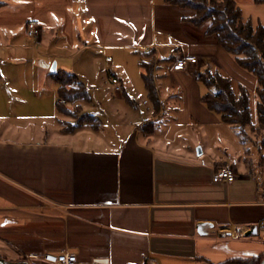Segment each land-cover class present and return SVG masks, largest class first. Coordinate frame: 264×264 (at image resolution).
Segmentation results:
<instances>
[{
    "label": "crops",
    "instance_id": "0c3cea01",
    "mask_svg": "<svg viewBox=\"0 0 264 264\" xmlns=\"http://www.w3.org/2000/svg\"><path fill=\"white\" fill-rule=\"evenodd\" d=\"M193 15L164 0H0V55L5 56L0 65L14 59L24 63L13 66L48 68L45 52L39 51L45 58L40 63L26 57L36 52L33 44L22 42L33 39L27 34L31 24L42 29L35 41L47 35L72 45L79 28L84 31L92 23L97 41L84 47L100 52L139 48L154 59L161 102L156 115L149 99V119L118 140L105 132L102 119L85 112L81 101L76 104L82 113L93 115L98 126L70 129L66 125L71 120H61L50 133L53 124L44 122L49 117L42 113L49 98L41 83H35L31 98L38 107L30 114L22 109L28 105L25 97L12 95L1 74V254L13 258L16 250L29 259L70 252L79 264H144L148 257L157 264H221L264 254V192L256 171L240 167L237 155L228 151L215 154L210 147L206 153L203 147L199 153L174 143L171 135L158 138V128L151 133L144 127L149 121L158 126L173 89L180 92L174 97L180 104L173 107L174 138L181 139V127L196 124L193 120L202 125L222 122L203 104L196 77L175 66L178 52L197 56L201 71L218 70L232 82L237 78L238 87L257 86L255 76L230 57L217 36L207 34L209 23L197 27L185 20ZM47 75L43 86L55 92L51 107L59 114L57 102L64 100L51 72ZM12 100L22 107L12 109ZM229 165L238 171L236 180L215 183L213 175ZM253 228L258 232L247 236Z\"/></svg>",
    "mask_w": 264,
    "mask_h": 264
},
{
    "label": "rangeland",
    "instance_id": "374dc122",
    "mask_svg": "<svg viewBox=\"0 0 264 264\" xmlns=\"http://www.w3.org/2000/svg\"><path fill=\"white\" fill-rule=\"evenodd\" d=\"M236 2L241 9L244 21H250L253 26L261 24L264 27L263 2H256L255 0H236ZM84 27L86 28L84 31H81L79 28V32H81L80 36H77L72 45L61 37L53 41L48 40L47 35H45L43 41L40 42L35 41L37 38L23 40V44H33L36 50V52L34 50L29 51L26 57L31 58L32 63L35 61L40 63L41 60H45V58L39 54V51L45 52L47 54L46 61L48 63V68L45 67V69L41 70L35 67H30V65H28V67L13 66V64H23L24 61L16 63L14 59H9L6 62L7 64L3 66L0 65V67L2 66L0 69V75L2 74L5 78L6 82L4 84L7 86L9 85L12 95H15L16 97L22 95L23 99L25 97L28 105H24L22 109H24V112L30 114H33L35 108L38 107V103H34L31 95L35 90V83L40 82L41 86L39 87L42 90H45L44 95L49 98L45 103V108L42 109V113L46 117H49V119H44V122L47 121L48 123L53 124V129L49 130L50 133L57 127V124H61V120H71L72 123L67 124L66 128L68 127L72 129L80 124L79 118L83 115L81 106L76 103L74 105H69L70 109L76 114L74 119L68 118L70 116L66 117L59 115L55 108L51 107L52 104L50 100H55V92L49 90L46 86H43V84L48 81L47 72H51L53 63L57 62V70L62 69L77 75L84 85H86L92 100L90 102L81 101V103L85 105V112L94 114L102 119L106 127L105 132H110L118 140L124 132L134 130L139 122L147 121L150 117L148 106L151 108V103L141 75L140 66L143 60L148 61L150 59L149 56L139 48H109L100 52L94 47H84V45L92 44L97 41L96 31L94 30L93 24L87 23ZM54 55L57 56L54 57ZM4 57L5 56L0 55V58ZM106 57H110L111 61H108L109 58L106 59ZM232 59L234 60L233 57ZM199 64L200 61L198 66ZM183 70L190 75H194L196 79L198 78V72L201 71L198 69L197 65L193 67L190 66ZM223 72L226 74L224 70ZM112 74L122 78L123 84L120 83V85H118L121 88L120 92L115 90V86L110 80ZM232 79L234 82V88L238 91L239 80L237 78ZM51 84L56 86L53 81ZM200 89L202 96L208 92L206 86L201 83ZM249 91L251 93L250 107L252 109L254 121H256V106L258 98L255 94V88L249 87ZM179 93V89H173V94L175 95L164 100L166 114L162 116L158 122L157 133L159 135L157 134V137L163 139L167 134L171 135V138L173 137L174 139V143L189 145L196 152H199V150L202 151L204 147L206 148V153H209L211 147L215 154H220V150H222L225 153L227 151L229 154L232 153L235 157L237 155L236 159H238L240 167L256 171V175L260 179L261 191L264 192V162L261 161L264 152L263 154L258 153V149L254 145V133H251V136H248L245 142L242 143L241 137L237 135L236 130L224 122H220V124L217 125H202L193 120L191 122L196 123L197 125L192 124L191 126L181 127L183 130L181 134L182 138H174L171 133L173 130L176 132L177 129L176 127H173L175 124L174 116H176V111L175 113L173 112V107H176L177 109L180 105L176 102L177 99L174 97H179ZM63 103L66 104L65 101ZM137 103H139V105H136ZM22 105V102L18 103L12 100L11 108L22 107ZM136 106L138 107L139 112L137 113L139 114L138 118L133 113L137 109ZM2 121L3 120H0V122ZM97 124H99V121L96 123H90L88 128L92 130L93 126H98ZM45 132L46 131H44V133ZM196 139L199 141V144H197ZM248 147L252 148V152L248 153L246 151V148ZM244 158H247V161H245V163H247L246 166L245 163H243ZM259 171L263 175L260 176L258 173ZM236 172L238 176L237 169Z\"/></svg>",
    "mask_w": 264,
    "mask_h": 264
},
{
    "label": "trees",
    "instance_id": "16d2710c",
    "mask_svg": "<svg viewBox=\"0 0 264 264\" xmlns=\"http://www.w3.org/2000/svg\"><path fill=\"white\" fill-rule=\"evenodd\" d=\"M255 1L264 3V0ZM164 2L192 10L194 15L185 20L197 27L209 23L207 34L216 35L220 46L234 58L235 62L255 76L257 80L255 94L258 98L256 121L250 107L251 93L246 87L239 85L236 91L230 77L210 68L198 72L197 80L208 89V92L202 96V102L207 109L219 115L222 122L233 127L241 137L242 143L254 133V145L258 153L263 154L264 27L261 24L253 26L250 21H244L236 0H164ZM154 66V59L141 62L148 98L153 103L155 114L158 115L161 111V102L155 82ZM51 77L58 85L59 99L66 102V104L57 102L59 114L75 118L76 114L69 105H74L78 101L90 102L92 98L87 87L75 74L64 70L51 72ZM79 119V125L98 122L93 115L88 114H83ZM144 127L151 128L150 131L153 133L157 128V122L149 121ZM261 161L264 162V155ZM263 259L264 254L258 258L233 259L221 264H260Z\"/></svg>",
    "mask_w": 264,
    "mask_h": 264
},
{
    "label": "built area",
    "instance_id": "2783aa9c",
    "mask_svg": "<svg viewBox=\"0 0 264 264\" xmlns=\"http://www.w3.org/2000/svg\"><path fill=\"white\" fill-rule=\"evenodd\" d=\"M27 34L30 37L39 38L42 34V29L38 24H31L30 28L27 30ZM144 50L147 51V48H144ZM108 61H111L110 58ZM198 63L199 58L197 56L178 52L175 66L180 69H187L190 66H198ZM110 80L112 84H114L115 90L120 92L121 88L118 86L119 81L117 77L111 75ZM236 176V168L229 165L218 170L213 175V181L215 183H230L236 179ZM27 260L32 264H79L77 256L70 252H65L63 254L46 253L41 257H30ZM144 264H157V262L148 257Z\"/></svg>",
    "mask_w": 264,
    "mask_h": 264
},
{
    "label": "water",
    "instance_id": "95a60500",
    "mask_svg": "<svg viewBox=\"0 0 264 264\" xmlns=\"http://www.w3.org/2000/svg\"><path fill=\"white\" fill-rule=\"evenodd\" d=\"M57 71V62H54L52 67H51V72H56ZM199 153H202L201 150H199ZM258 232L257 228L251 229L249 232H247V236H250L252 234H256ZM14 257L9 258L3 254L0 253V264H32L30 261H28L25 256L20 254L18 251L14 250ZM95 263H100L101 262H95ZM260 264H264V259L261 261Z\"/></svg>",
    "mask_w": 264,
    "mask_h": 264
}]
</instances>
